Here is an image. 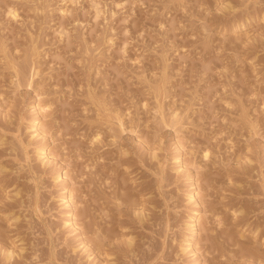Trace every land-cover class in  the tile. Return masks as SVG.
I'll list each match as a JSON object with an SVG mask.
<instances>
[{
    "label": "rangeland",
    "instance_id": "obj_1",
    "mask_svg": "<svg viewBox=\"0 0 264 264\" xmlns=\"http://www.w3.org/2000/svg\"><path fill=\"white\" fill-rule=\"evenodd\" d=\"M0 264H264V0H0Z\"/></svg>",
    "mask_w": 264,
    "mask_h": 264
},
{
    "label": "bare ground",
    "instance_id": "obj_2",
    "mask_svg": "<svg viewBox=\"0 0 264 264\" xmlns=\"http://www.w3.org/2000/svg\"><path fill=\"white\" fill-rule=\"evenodd\" d=\"M15 11V10H14ZM16 14V13H15ZM162 93V92H161ZM160 93V94H161ZM161 98V97H160ZM162 101V100H161ZM162 103V102H161ZM36 106V105H35ZM38 110V109H37ZM38 112V111H37ZM40 129H41V126H40V123H37V126H36V130L37 131H39L40 132ZM36 132V131H35ZM42 132V131H41ZM43 134H44V132H43ZM43 134H41V135H43ZM45 155V154H44ZM49 156V155H48ZM50 156H52V155H50ZM46 157V156H45ZM53 157V156H52ZM64 176V175H63ZM59 178V177H58ZM68 180V179H67ZM195 185V184H194ZM69 186V185H68ZM197 186V185H196ZM196 191V190H195ZM72 191H70L69 190V188L65 191V197H64V200H65V202L67 203V204H71V202H72V193H71ZM191 193V192H190ZM191 196H190V198L191 199H196V193H192V194H190ZM189 197V196H188ZM197 200V199H196ZM61 201H63V199L61 200ZM197 202V201H196ZM72 205V204H71ZM73 207V206H72ZM75 209V208H74ZM73 209V210H74ZM194 211V210H193ZM73 213V212H72ZM74 217V216H73ZM189 218H191V220H192V223L190 224V226L192 225V227H195V225L197 226V225H199L198 224V222H199V218H194V216H191V217H189ZM71 221V220H70ZM69 221V222H70ZM73 221V220H72ZM68 221H66V223H67ZM73 224H74V222H72ZM189 225V224H188ZM75 225H73V227H74ZM202 226V225H201ZM193 233V232H192ZM186 240V239H185ZM189 240V239H188ZM190 241V240H189ZM186 242V241H185ZM194 242V241H193ZM190 246H191V243L189 244ZM186 248V247H185ZM195 254V253H194ZM198 262V261H197Z\"/></svg>",
    "mask_w": 264,
    "mask_h": 264
}]
</instances>
